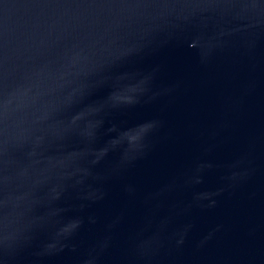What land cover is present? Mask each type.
<instances>
[{
  "label": "water",
  "instance_id": "95a60500",
  "mask_svg": "<svg viewBox=\"0 0 264 264\" xmlns=\"http://www.w3.org/2000/svg\"><path fill=\"white\" fill-rule=\"evenodd\" d=\"M0 264H264V0H0Z\"/></svg>",
  "mask_w": 264,
  "mask_h": 264
}]
</instances>
